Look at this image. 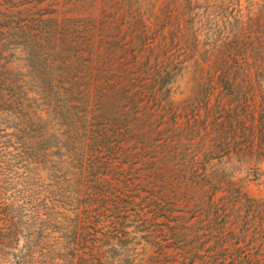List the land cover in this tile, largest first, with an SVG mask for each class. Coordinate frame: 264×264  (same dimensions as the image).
Masks as SVG:
<instances>
[{
    "label": "trees",
    "instance_id": "trees-1",
    "mask_svg": "<svg viewBox=\"0 0 264 264\" xmlns=\"http://www.w3.org/2000/svg\"><path fill=\"white\" fill-rule=\"evenodd\" d=\"M96 9L0 14V52L35 44L57 86L34 106L0 76V245L24 238L14 264H264V0ZM182 88L209 101L179 111Z\"/></svg>",
    "mask_w": 264,
    "mask_h": 264
},
{
    "label": "rangeland",
    "instance_id": "rangeland-1",
    "mask_svg": "<svg viewBox=\"0 0 264 264\" xmlns=\"http://www.w3.org/2000/svg\"><path fill=\"white\" fill-rule=\"evenodd\" d=\"M100 0H0V14L7 16V22H13L16 26L24 25L33 29L34 26L43 18L56 17L59 20H80L86 23L89 17H94L97 13L96 3ZM108 22V21H107ZM127 22L121 21L118 28L123 29ZM117 27V26H116ZM35 44H29L25 49H19L16 52H7L6 54L0 52V76H2L7 64H11L10 70L7 71L9 77L17 81V91H14L18 96L16 97L22 103L29 100L34 106H43L50 102L49 93L56 92L57 86H50L45 80L49 77L47 74V67L43 61L40 53L35 49ZM122 47V46H119ZM4 51H7L4 49ZM117 51V47L113 48V52ZM12 70V71H11ZM54 87V88H53ZM185 89L179 90L173 100L179 104V111L184 110L192 104L194 109L196 105L204 104L209 101L202 95L182 94ZM213 102L218 99L211 98ZM219 156H227L229 152L217 153ZM228 170L232 168L227 167ZM264 170V167L262 168ZM18 174H24L22 168L15 170ZM237 179L244 180L246 183V190L250 196H258L260 188L256 182H251L248 179L249 175L246 170L239 171L236 174ZM1 226V223H0ZM15 248L9 249L0 245V264H14L20 256V252L25 245L24 238L17 241Z\"/></svg>",
    "mask_w": 264,
    "mask_h": 264
}]
</instances>
